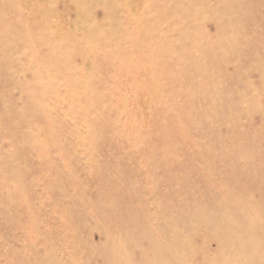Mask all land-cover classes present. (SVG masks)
<instances>
[{
  "label": "rangeland",
  "instance_id": "rangeland-1",
  "mask_svg": "<svg viewBox=\"0 0 264 264\" xmlns=\"http://www.w3.org/2000/svg\"><path fill=\"white\" fill-rule=\"evenodd\" d=\"M0 264H264V0H0Z\"/></svg>",
  "mask_w": 264,
  "mask_h": 264
}]
</instances>
